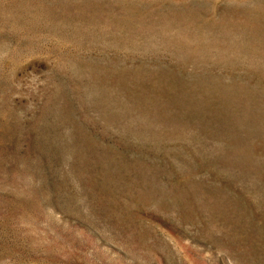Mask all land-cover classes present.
Masks as SVG:
<instances>
[{"label": "rangeland", "instance_id": "1", "mask_svg": "<svg viewBox=\"0 0 264 264\" xmlns=\"http://www.w3.org/2000/svg\"><path fill=\"white\" fill-rule=\"evenodd\" d=\"M0 264H264V0H0Z\"/></svg>", "mask_w": 264, "mask_h": 264}]
</instances>
